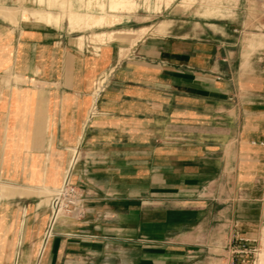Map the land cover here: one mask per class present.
I'll use <instances>...</instances> for the list:
<instances>
[{
	"label": "crops",
	"instance_id": "0c3cea01",
	"mask_svg": "<svg viewBox=\"0 0 264 264\" xmlns=\"http://www.w3.org/2000/svg\"><path fill=\"white\" fill-rule=\"evenodd\" d=\"M104 1L0 7V183L58 190L69 174L85 194L84 218L46 238L48 197L1 200L0 264H208L217 222L223 243L260 224L264 52L246 0L151 29L120 15L137 0Z\"/></svg>",
	"mask_w": 264,
	"mask_h": 264
},
{
	"label": "rangeland",
	"instance_id": "374dc122",
	"mask_svg": "<svg viewBox=\"0 0 264 264\" xmlns=\"http://www.w3.org/2000/svg\"><path fill=\"white\" fill-rule=\"evenodd\" d=\"M65 2L68 5V1L70 0H58V2ZM39 6H12L10 3L6 6L0 5V7H5L9 9L17 8L20 12L24 9L34 10L39 9L42 11H47L49 6L47 5V0L45 4H39V0L36 1ZM106 2V0L104 1ZM237 0H173L168 6H165L161 3L158 11H150V13L146 12L142 0H137L138 7L135 11L130 13L121 12L120 15H129L132 13L136 14L137 23H130L129 25L138 28V27H160V23L163 20H172L176 18V16H180L181 14H185L192 18L193 12L198 14L199 11L204 10L205 16H212L213 12L219 10L220 8H224L226 5L234 6ZM73 8L76 10H85L84 2H79V0H71ZM50 11L53 15L60 14L62 9L57 5L50 7ZM211 9V11H210ZM244 14L248 16V20L244 23V28L249 34L246 38V44L248 40L255 36L258 38V42L260 47L259 49L264 52V0H246L243 5ZM177 13V14H176ZM175 14V15H174ZM212 14V15H211ZM214 16V15H213ZM2 17V16H0ZM3 18V17H2ZM4 19V18H3ZM21 19V16L18 17ZM5 20V19H4ZM65 26L68 24L64 21ZM93 23V22H92ZM120 22L115 23L112 27H103L101 29H95L89 31L87 33L77 32L73 33V36L80 35H90L94 32H106L112 30H121L124 28V24H120ZM95 26L98 25V22L93 23ZM112 24V23H110ZM158 27V28H159ZM98 39L93 38L88 41V44L93 46H99L97 43ZM100 41V40H99ZM253 41V40H251ZM93 42V43H92ZM112 42V37L109 39H105V43ZM248 42V46H249ZM106 79V77H104ZM105 81V80H104ZM103 81V82H104ZM99 87V86H98ZM264 185V184H263ZM15 196H20L19 194H15L14 196L8 197L2 200H8L14 198ZM48 199L50 198L47 196ZM1 201V200H0ZM264 204V202H263ZM222 223L217 222L216 228L217 230L213 231L211 237H213V241L217 244L212 247L211 253L208 255V264H259L261 260H264V206H263V214L261 216L260 224L256 228L254 236L244 238L241 237L240 234L234 232L233 235H227V242L223 243L221 241L222 236H224L225 230L220 227Z\"/></svg>",
	"mask_w": 264,
	"mask_h": 264
},
{
	"label": "built area",
	"instance_id": "2783aa9c",
	"mask_svg": "<svg viewBox=\"0 0 264 264\" xmlns=\"http://www.w3.org/2000/svg\"><path fill=\"white\" fill-rule=\"evenodd\" d=\"M102 88L103 84L100 89L97 86V91L100 92ZM84 201L85 194L78 186L70 182V175L66 174L62 186L54 191L50 197L48 205L49 226L45 238L52 235L53 227L57 220H81L84 218Z\"/></svg>",
	"mask_w": 264,
	"mask_h": 264
},
{
	"label": "bare ground",
	"instance_id": "6f19581e",
	"mask_svg": "<svg viewBox=\"0 0 264 264\" xmlns=\"http://www.w3.org/2000/svg\"><path fill=\"white\" fill-rule=\"evenodd\" d=\"M93 23H96L97 20H100L97 16L93 17L92 19ZM100 43H102L101 41H98ZM105 76V75H104ZM102 77V76H101ZM105 80L104 77H102L97 83L98 86H100L103 81ZM49 85V84H48ZM87 118V117H86ZM47 134V133H46ZM71 149V148H70ZM75 149V148H74ZM67 150V149H66ZM70 152V151H69ZM72 155L74 154V151L71 152ZM75 160V159H74ZM70 163V162H69ZM1 164V163H0ZM71 165V164H70ZM70 168V167H69ZM69 170V169H68ZM68 173V172H67ZM65 177V176H64ZM28 187V186H27ZM54 191L56 190H52L48 187H44V188H36L33 187L32 188H21L20 186H13V185H9V184H2L0 183V200L2 199H6L8 197L14 196L15 194H19L20 196H38V197H51V195L54 193ZM49 202H50V198H49ZM259 264H264V260L259 263Z\"/></svg>",
	"mask_w": 264,
	"mask_h": 264
}]
</instances>
